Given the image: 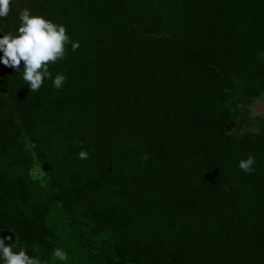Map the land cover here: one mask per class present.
<instances>
[{
  "label": "trees",
  "instance_id": "1",
  "mask_svg": "<svg viewBox=\"0 0 264 264\" xmlns=\"http://www.w3.org/2000/svg\"><path fill=\"white\" fill-rule=\"evenodd\" d=\"M22 8L80 46L49 65L60 89L30 91L0 64V232L13 250L45 264H264V116L250 114L264 0H13L6 30Z\"/></svg>",
  "mask_w": 264,
  "mask_h": 264
},
{
  "label": "clouds",
  "instance_id": "2",
  "mask_svg": "<svg viewBox=\"0 0 264 264\" xmlns=\"http://www.w3.org/2000/svg\"><path fill=\"white\" fill-rule=\"evenodd\" d=\"M12 3L13 0H0V64L19 70L30 91H38L44 81L49 79L53 87L62 88L66 75L62 72L53 75L49 71V65L65 57L66 45L70 44L72 51L78 49L79 41L71 39L63 23L55 22L46 14L34 13L28 8H22L17 13L19 23L14 31L6 30L3 21L9 16ZM77 157L86 160L89 153L81 149ZM254 165L255 157L251 154L237 163L245 173L254 171ZM11 239L10 236L0 238V264H45L28 251L26 253V246L14 251L15 242L5 243ZM53 254L61 261L67 260V254L60 248L54 249Z\"/></svg>",
  "mask_w": 264,
  "mask_h": 264
},
{
  "label": "rangeland",
  "instance_id": "3",
  "mask_svg": "<svg viewBox=\"0 0 264 264\" xmlns=\"http://www.w3.org/2000/svg\"><path fill=\"white\" fill-rule=\"evenodd\" d=\"M250 114L253 116H264V94L262 95V97L258 98L255 101V103L252 105L251 110H250ZM32 175H33V177L41 178L43 175V171L41 170V168L39 166H35L32 169ZM6 236L12 237L11 240L5 241L6 244H12L14 242L16 243L17 240H16L15 234H13L11 232H0V238L6 237Z\"/></svg>",
  "mask_w": 264,
  "mask_h": 264
}]
</instances>
